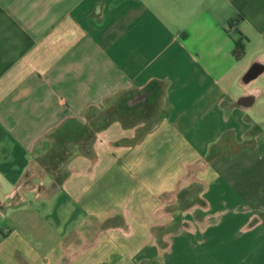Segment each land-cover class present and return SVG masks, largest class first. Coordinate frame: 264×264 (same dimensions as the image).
<instances>
[{
	"label": "crops",
	"instance_id": "0c3cea01",
	"mask_svg": "<svg viewBox=\"0 0 264 264\" xmlns=\"http://www.w3.org/2000/svg\"><path fill=\"white\" fill-rule=\"evenodd\" d=\"M262 79L264 0H0V264H264Z\"/></svg>",
	"mask_w": 264,
	"mask_h": 264
},
{
	"label": "trees",
	"instance_id": "16d2710c",
	"mask_svg": "<svg viewBox=\"0 0 264 264\" xmlns=\"http://www.w3.org/2000/svg\"><path fill=\"white\" fill-rule=\"evenodd\" d=\"M247 38L240 34L239 38L234 41V48L232 50V55L236 59H240L244 53H245V46L247 42ZM101 118L96 119L94 122H92V127H99V124L101 123ZM92 134V131L86 126H82L78 124L75 120L71 119L67 122L63 123V125L54 133L53 135V143H54V149L62 147L63 141H68L71 139H75L76 137H79V135L88 137ZM224 139V138H223ZM187 193V190L183 191V194ZM182 195V192L178 193L179 195ZM170 230H165L164 232H169Z\"/></svg>",
	"mask_w": 264,
	"mask_h": 264
},
{
	"label": "rangeland",
	"instance_id": "374dc122",
	"mask_svg": "<svg viewBox=\"0 0 264 264\" xmlns=\"http://www.w3.org/2000/svg\"><path fill=\"white\" fill-rule=\"evenodd\" d=\"M261 82H264V80L262 79ZM192 191H194V189H193ZM164 199H166V198L163 197V200H164ZM173 206H174V205H172V207H173ZM168 207H171V206H169V204H168V205H166V209H167ZM168 209H169V208H168ZM162 212H163V211H161V210L157 211V213H155V216L158 217V215H161ZM164 212H165V211H164ZM167 228H168V227H167ZM168 229H170V227H169ZM168 229H166V230H168ZM164 231H165V230L160 231V232H161V233H164ZM161 233H160V234H161Z\"/></svg>",
	"mask_w": 264,
	"mask_h": 264
},
{
	"label": "water",
	"instance_id": "95a60500",
	"mask_svg": "<svg viewBox=\"0 0 264 264\" xmlns=\"http://www.w3.org/2000/svg\"><path fill=\"white\" fill-rule=\"evenodd\" d=\"M254 74V69L253 67L249 68V70L247 71V73L244 76V79H246L247 77H250Z\"/></svg>",
	"mask_w": 264,
	"mask_h": 264
}]
</instances>
